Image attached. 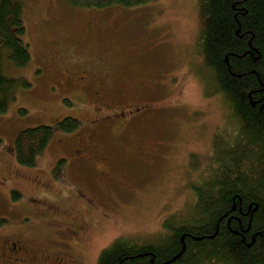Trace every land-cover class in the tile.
Here are the masks:
<instances>
[{"label": "rangeland", "instance_id": "374dc122", "mask_svg": "<svg viewBox=\"0 0 264 264\" xmlns=\"http://www.w3.org/2000/svg\"><path fill=\"white\" fill-rule=\"evenodd\" d=\"M18 1L31 61L1 66L17 84L0 114V236L21 232L46 264H98L118 239L159 244L191 225L196 188L249 145L201 81L213 0ZM89 76L108 85L107 106ZM65 117L79 121L73 133L57 126ZM41 125L53 128L50 144L35 166L19 165L17 135Z\"/></svg>", "mask_w": 264, "mask_h": 264}, {"label": "trees", "instance_id": "16d2710c", "mask_svg": "<svg viewBox=\"0 0 264 264\" xmlns=\"http://www.w3.org/2000/svg\"><path fill=\"white\" fill-rule=\"evenodd\" d=\"M64 1L97 10L153 0ZM210 9L213 25L205 45L210 77L201 81L222 97L230 122L241 126L249 145L231 158L233 169L220 165L196 188L191 225L181 223L173 237L159 244L118 239L102 251L98 264H264V0H213ZM24 12L22 1L0 2V114L8 111L17 84L1 71L4 58L19 68L31 61ZM57 126L69 134L79 121L65 117ZM52 138L53 128L46 125L22 130L14 141L17 163L35 166Z\"/></svg>", "mask_w": 264, "mask_h": 264}, {"label": "flooded vegetation", "instance_id": "af4514ba", "mask_svg": "<svg viewBox=\"0 0 264 264\" xmlns=\"http://www.w3.org/2000/svg\"><path fill=\"white\" fill-rule=\"evenodd\" d=\"M85 77L86 76L81 77L80 78L81 81L85 80ZM88 78H91L89 83L93 84V88L95 89L96 95L97 97H99V100L101 101L103 106H107L102 96L101 87H102V83L105 86L108 85L105 83L103 79L101 83L100 79L96 77L89 76ZM181 223L182 222H180L179 224ZM23 238L24 236L21 234V232L11 234L10 236L7 237L0 236V264H46L43 258L47 256L42 257V254L39 255L35 251V249L29 246ZM58 253L59 252H57V254ZM62 259H63L62 257H58L57 262L54 261L53 264H60V261Z\"/></svg>", "mask_w": 264, "mask_h": 264}, {"label": "water", "instance_id": "95a60500", "mask_svg": "<svg viewBox=\"0 0 264 264\" xmlns=\"http://www.w3.org/2000/svg\"><path fill=\"white\" fill-rule=\"evenodd\" d=\"M0 2H1V0H0Z\"/></svg>", "mask_w": 264, "mask_h": 264}]
</instances>
